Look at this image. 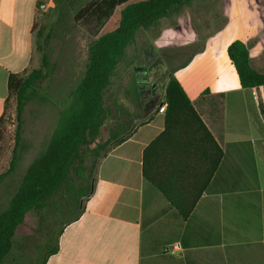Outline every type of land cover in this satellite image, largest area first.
Masks as SVG:
<instances>
[{"label":"crops","instance_id":"crops-1","mask_svg":"<svg viewBox=\"0 0 264 264\" xmlns=\"http://www.w3.org/2000/svg\"><path fill=\"white\" fill-rule=\"evenodd\" d=\"M51 3L0 0V119L14 109L10 76L40 67L35 29ZM249 40L241 39L264 73V29ZM205 53L174 72L223 152L191 214L182 217L142 173L145 149L165 128V85L157 103L141 102L148 122L99 162L84 213L46 264H264V87L243 89L228 54L226 71L207 79L194 67Z\"/></svg>","mask_w":264,"mask_h":264},{"label":"trees","instance_id":"trees-1","mask_svg":"<svg viewBox=\"0 0 264 264\" xmlns=\"http://www.w3.org/2000/svg\"><path fill=\"white\" fill-rule=\"evenodd\" d=\"M79 0H55L53 12L63 16L65 9ZM201 0H88L74 15V21L95 38L89 47V59L83 78L72 91L49 143L27 168L20 185L0 212V264H17L15 236L26 215L34 214L40 228L48 233L44 256L39 264L59 250L64 229L80 219L85 203L92 195L99 162L109 149L124 142L135 130L126 128L123 106L114 99L119 113L107 105V95L118 68L128 57L140 30H150L161 20L179 13ZM240 85L245 90L264 87V73L252 65L250 47L241 40L227 48ZM168 72L165 88L164 131L145 149L142 161L144 179L158 189L184 218L194 210L222 158V150L209 131L180 81ZM55 66L47 53L41 68L28 76L11 75L10 96H16L15 148L7 171L0 174V184L16 169L18 148L23 141L24 113L29 101L39 94L40 85L51 79ZM127 97L139 99L134 86ZM264 119V104L260 106ZM122 113V114H121ZM140 125L146 124L143 114ZM4 119H0V140ZM108 138L100 142L103 128ZM91 160V164L87 162ZM59 230L54 233V226ZM19 258V259H18Z\"/></svg>","mask_w":264,"mask_h":264},{"label":"rangeland","instance_id":"rangeland-1","mask_svg":"<svg viewBox=\"0 0 264 264\" xmlns=\"http://www.w3.org/2000/svg\"><path fill=\"white\" fill-rule=\"evenodd\" d=\"M87 1L79 0L74 6L66 8L63 16H59L53 12L55 0H52L51 6L40 16L35 29L40 55L39 68L42 55L47 53L55 66V73L40 85L38 96L26 106L17 167L0 184V212L8 206L29 165L46 149L60 113L66 107L64 104L69 101L70 94L84 76L89 47L95 38L74 21V15ZM259 27L264 29V0H201L161 20L150 30H140L128 50L126 62L118 68L107 95V105L113 111L109 122L112 123L119 115L114 105L115 98L123 106L125 114H121L128 130L141 121L139 116L144 110L142 106L136 105L139 99H129L126 94L132 92L134 86L139 91L134 71L136 67L147 66L149 81L155 82L157 88L163 91L170 70L188 64L195 56L206 51L197 59L194 67L202 68L205 77L211 79L214 69L220 73L226 71L222 60L227 56L228 45L248 35L251 39L249 45L254 46V34ZM214 52L220 54L215 55ZM253 55L252 65L259 70L262 64L256 53ZM12 103L14 109L2 124L0 174L9 168L15 148V95H12ZM107 138L108 131L104 127L100 142ZM90 164L91 160L87 162V165ZM57 230L59 226L55 225L54 233ZM47 233L40 228L34 214L26 215L15 236L13 255L16 258L21 256L17 264L41 262L44 256L41 250L49 238Z\"/></svg>","mask_w":264,"mask_h":264},{"label":"flooded vegetation","instance_id":"flooded-vegetation-1","mask_svg":"<svg viewBox=\"0 0 264 264\" xmlns=\"http://www.w3.org/2000/svg\"><path fill=\"white\" fill-rule=\"evenodd\" d=\"M138 83L140 84L141 102L147 101L148 105H154L157 103V84L155 82H150L149 79L145 80L143 78H140Z\"/></svg>","mask_w":264,"mask_h":264},{"label":"water","instance_id":"water-1","mask_svg":"<svg viewBox=\"0 0 264 264\" xmlns=\"http://www.w3.org/2000/svg\"><path fill=\"white\" fill-rule=\"evenodd\" d=\"M135 74H136V79L139 81L140 78H143L145 80H148L149 79V76H148V69H147V66H138L135 68ZM138 86H139V96L141 98V91H140V84L138 83Z\"/></svg>","mask_w":264,"mask_h":264},{"label":"built area","instance_id":"built-area-1","mask_svg":"<svg viewBox=\"0 0 264 264\" xmlns=\"http://www.w3.org/2000/svg\"><path fill=\"white\" fill-rule=\"evenodd\" d=\"M254 89H256V88H254ZM254 95H255V99H257V98H258V97H257V93H254ZM166 108H167V104L165 103V104H163V106L161 107L160 111L165 112V111H166Z\"/></svg>","mask_w":264,"mask_h":264}]
</instances>
